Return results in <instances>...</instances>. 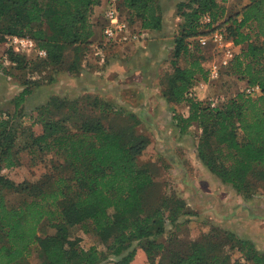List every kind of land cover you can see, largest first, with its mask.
Listing matches in <instances>:
<instances>
[{"label":"trees","instance_id":"trees-1","mask_svg":"<svg viewBox=\"0 0 264 264\" xmlns=\"http://www.w3.org/2000/svg\"><path fill=\"white\" fill-rule=\"evenodd\" d=\"M220 3L185 0L178 5L182 23L175 39L176 60L189 55L190 45L196 46L199 37L206 34L204 28L211 27L202 23L204 16H210L213 24L223 19L225 11ZM103 6L104 0H0V42L4 40L5 46L6 36L30 37L47 52V58L41 60L49 64L59 62L68 48L85 59L89 46L99 39L98 29L103 24L94 15ZM119 11L141 32L163 28L158 0H121ZM215 29L224 32L239 50L226 69L246 85L260 86L261 95L246 98L238 94L211 108L193 93L196 84L208 78V70L195 58L187 68L174 62L166 100L189 106L187 117L175 116L180 134L194 125L201 128L197 147L200 161L223 183L243 193L249 190L248 177L264 169V0H249ZM5 50L4 55L17 65L29 64L25 56ZM26 87L15 98L16 109L32 94L29 85ZM14 118L0 116V170L16 166L17 136L10 122ZM82 121L72 127L71 115L59 121L41 118L43 132L33 137L34 151L63 156L68 170V175L53 180L50 190L38 183H16L0 174V264H30L33 248H39V257L45 262L41 260V264H100L108 259L114 260L112 264H132L138 248L151 263L155 251L169 248L170 235L166 233L187 212L177 206L167 215L161 208L136 215L147 209L143 193L155 184L151 172L139 163L147 145L143 138L127 142L98 119ZM7 193L17 196L16 204L8 205ZM77 226L96 232L109 254L95 247L84 249L74 233ZM45 228L55 234H45ZM155 235L165 242L150 240ZM226 236L248 264H264V254L254 243L233 234ZM142 240H147V248H132V241ZM222 256L223 260L209 249L193 245L191 252L174 264H227L229 257Z\"/></svg>","mask_w":264,"mask_h":264},{"label":"rangeland","instance_id":"rangeland-1","mask_svg":"<svg viewBox=\"0 0 264 264\" xmlns=\"http://www.w3.org/2000/svg\"><path fill=\"white\" fill-rule=\"evenodd\" d=\"M184 1L158 0L159 12L163 20V28L160 32L163 34L145 32L144 41L142 40L135 47L132 44H124L121 49L111 50L110 59L103 65L99 64L98 58L94 55L95 51L91 48L87 50L85 59L76 57V51L68 48L63 58L54 64L44 62L35 53H30L22 55L26 57L29 64L17 65L4 55L7 45L5 43L4 46V40L0 42V85L2 88L0 89V116L5 119L15 117L10 122L17 136L14 149L17 153L16 166L12 169H2L0 174L16 183H38L44 185L45 190H50L53 180L68 175V170L63 156L53 153L43 156L38 151H34L33 137L43 132L41 118L59 121L71 115L73 123L70 122L69 126L72 127L77 126L76 122L81 124L82 120L98 119L110 131L118 132L125 141L143 138L147 144L139 158V163L151 172L155 184L143 193V203L147 209L136 215L152 214L160 208L167 211L165 213L167 215L177 206H181V209L187 212L180 217L178 225L166 233L170 235L169 248L162 252L155 251L151 263L147 260L146 264H174L179 257L190 253L193 245L209 249L211 254H216L221 260L224 259L222 255H227L229 257L227 264L234 262L248 264L242 258L238 248L233 249L234 242L226 235L229 233L239 240L247 239L226 230L224 228L226 224L219 221L217 214L209 213V211L214 209L217 212L218 208L222 210L226 206L236 209L245 208L249 211L246 204L253 202L259 196L264 197V169L259 168L248 177L249 190L247 192L239 193L231 185L223 183L198 157L197 147L202 129L194 125L186 134H180L175 116L187 117L189 106L185 103L176 104L166 100L174 74V62L180 68H187L195 58H199L204 68L209 70L212 62L219 58L213 44L201 43L198 39L196 46L190 45L189 55L175 59V39L182 23L178 15V5ZM244 1L222 0V8L225 11L223 19L238 12ZM228 3L232 6L230 12H228L229 8L224 5ZM103 18L102 9V13L100 12L96 17L100 25L104 23ZM222 20L212 24L211 27L204 28V31L214 30L222 23ZM146 41L150 44L145 48L144 42ZM152 43L156 45L161 43L159 50L156 45L152 47ZM118 64L123 67L128 65L130 68L141 67L145 64L148 66V71H151L149 75L140 71L125 72L122 88L115 93H106L100 89L98 84L105 80L104 76L109 67ZM121 72L123 71L116 74L120 75ZM84 73L88 77H94L96 85H89L85 89L76 87L74 91L68 93L61 89L57 93V90L55 93L51 92L52 84L58 83L61 77L77 78ZM152 81L156 84V96L165 100L164 104L165 106L167 104V109H163L158 102L149 106L142 101L141 96L145 93L144 91L151 89L150 86H146V83ZM28 85L32 94L26 97L24 103L16 109L15 98L26 90ZM198 85L199 82L195 87ZM245 88L246 84L243 81L232 76L229 69H223L220 78L212 86L204 90L198 89L195 94L205 104H209L208 100L213 97L218 98L222 105L238 94L245 97ZM151 106L153 110H150ZM241 138L240 135L239 139ZM176 141L184 145L181 155L172 150L158 149L160 144L169 145ZM212 147L215 148V145ZM177 157L183 160L180 167L175 165ZM220 185L224 186L220 188ZM232 192H234V199L227 204L225 200ZM6 200L8 205L12 206L16 204L17 196L14 193H7ZM257 206V203L251 205L254 211L258 210ZM218 213L221 214L220 211ZM168 228V230L172 229L171 226ZM74 233L81 240V246L84 249L95 247L100 252L109 254L107 244L99 238L96 232L92 230L86 232L85 229L77 226L74 228ZM45 234L54 235L55 231L45 228ZM158 239L159 241L164 240L156 235L150 238V240L157 241ZM131 245L132 248L140 245L147 248V240L132 241ZM32 251L31 255H36L33 264H41L38 256L39 248H33ZM113 262V259H108L100 264H112Z\"/></svg>","mask_w":264,"mask_h":264},{"label":"crops","instance_id":"crops-1","mask_svg":"<svg viewBox=\"0 0 264 264\" xmlns=\"http://www.w3.org/2000/svg\"><path fill=\"white\" fill-rule=\"evenodd\" d=\"M221 5L222 1H220ZM249 2V0H245L244 3L240 6V10L242 7H244L245 5H247ZM226 5L229 9L228 12H230V9H232V6L230 3L228 4H224ZM102 13V8L98 9L95 12L94 15V19H96L97 15H99V13ZM227 14V11H226ZM227 18H224V20H226ZM223 21V20H222ZM157 35H162L163 32H158L156 33ZM154 35V34H153ZM145 44V48L147 47L148 44H150V42L146 41L144 42ZM154 43L151 44L152 47H156L157 50H159L161 43H158V45H156ZM96 46V43L92 44L89 46V48H91V50H93V48ZM136 45H134L135 47ZM122 46H112L106 50H108V53H111V50H118L121 49ZM97 49V48H96ZM102 50V49H101ZM110 59V56L108 57L107 61ZM120 75H117L116 73H120ZM143 72L146 73L147 75H149L150 71H148V66L143 64L141 65V67L139 66H135L133 68L128 67V65L126 66H122L121 64L118 65H113L110 66L109 69L107 70V73H105V80H103L101 82V84H98V86L100 87V89H103L106 93H115L117 91H119L122 88V81L124 83L125 80V76L123 73L127 72ZM116 77H118L117 79H115ZM122 78V79H120ZM96 79L92 76L86 75V73L81 74L80 77L77 78H73V77H61V80H59L58 83L56 84H52L51 86V92L52 93H56L58 92V90H65L66 93L70 92V91H74V89L79 88L81 89L82 87H87V86H94ZM121 83V84H120ZM68 85V87H67ZM146 86H150L151 89L148 90L147 92L146 90L144 91L145 93L142 94L141 99L143 102H145L147 105H151L152 103H157L162 106L163 109H167V104L165 106L163 98H158L156 96L157 93V89L155 88L156 84L154 81L150 82V83H146ZM67 87V88H66ZM147 88V87H146ZM0 89L1 85H0ZM83 90V89H82ZM49 96V95H48ZM166 103V102H165ZM150 110H153V107L151 106ZM154 113V112H153ZM155 146V145H154ZM184 145L183 143H178V141L166 145L165 143L160 144V146L158 147V149H163V151H170L172 150L175 152H178L179 155H181L182 151H183ZM181 159H178L175 161V165L180 167L181 166ZM217 184V182H216ZM224 185H220V188L223 187ZM227 188V187H226ZM234 192L229 193V197L228 199L225 200V202L231 203V200L234 199ZM220 201V199H219ZM257 203V211H254V209L251 207L252 204ZM250 204V206H249ZM227 207V208H226ZM225 208H218L217 212L216 210H210L209 213H215L217 214V217L220 219H218L220 222H224V224H226V227H224L226 230L231 231L232 233L236 234L238 237L241 238H245L249 241H251L252 243H254L256 249L258 252H260L261 254H264V197L259 196L257 197L253 202H249L248 204H246V207H248L249 211L245 208H229L228 206H226ZM253 210V211H252ZM218 211H220L221 214L218 213ZM161 242H165L164 240H160ZM39 256V254H38ZM36 255L33 254L30 257V262L33 264V260L35 259ZM40 258H42L40 256ZM42 263H45L43 259ZM147 261V255L145 253V251L142 248H138L137 250V254L136 257L133 261L132 264H146Z\"/></svg>","mask_w":264,"mask_h":264},{"label":"built area","instance_id":"built-area-1","mask_svg":"<svg viewBox=\"0 0 264 264\" xmlns=\"http://www.w3.org/2000/svg\"><path fill=\"white\" fill-rule=\"evenodd\" d=\"M121 0H104L103 26L98 29L99 39L96 46L93 48L94 55L98 58L99 64L103 65L107 62L109 57V46H122L124 44L138 45L142 42L145 32H141L133 28L121 15L119 11V3ZM202 23L205 25L213 24L210 16H204ZM7 48L11 51L27 55L35 53L39 58H47V52L40 49L37 43L30 37H20L16 35L6 37ZM144 41V40H143ZM201 43L210 42L215 46L219 54V58L212 62L208 70V78L205 81L199 82L198 87H195L193 93L196 91L209 88L220 78L223 69L228 68L235 56L237 55V47L232 40L226 37V34L219 29L209 30L205 35L199 37ZM97 48V49H96ZM102 49V50H101ZM246 98H257L261 95V88L258 85H246L244 90ZM209 106L213 109L221 106L218 98H210L208 100Z\"/></svg>","mask_w":264,"mask_h":264}]
</instances>
